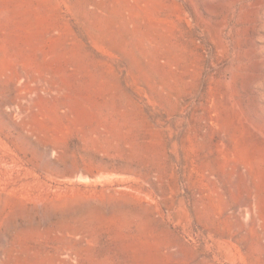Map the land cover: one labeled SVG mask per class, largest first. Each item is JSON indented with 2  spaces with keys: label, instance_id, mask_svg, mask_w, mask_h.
<instances>
[{
  "label": "rangeland",
  "instance_id": "1",
  "mask_svg": "<svg viewBox=\"0 0 264 264\" xmlns=\"http://www.w3.org/2000/svg\"><path fill=\"white\" fill-rule=\"evenodd\" d=\"M0 264H264V0H0Z\"/></svg>",
  "mask_w": 264,
  "mask_h": 264
}]
</instances>
